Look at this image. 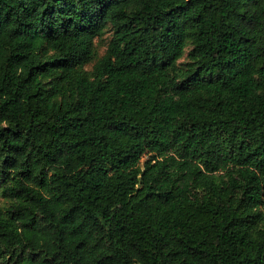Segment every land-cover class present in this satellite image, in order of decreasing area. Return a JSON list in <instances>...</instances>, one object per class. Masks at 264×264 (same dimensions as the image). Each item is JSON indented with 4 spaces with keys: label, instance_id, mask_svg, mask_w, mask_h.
Returning a JSON list of instances; mask_svg holds the SVG:
<instances>
[{
    "label": "trees",
    "instance_id": "1",
    "mask_svg": "<svg viewBox=\"0 0 264 264\" xmlns=\"http://www.w3.org/2000/svg\"><path fill=\"white\" fill-rule=\"evenodd\" d=\"M0 264H264V0H0Z\"/></svg>",
    "mask_w": 264,
    "mask_h": 264
},
{
    "label": "rangeland",
    "instance_id": "2",
    "mask_svg": "<svg viewBox=\"0 0 264 264\" xmlns=\"http://www.w3.org/2000/svg\"><path fill=\"white\" fill-rule=\"evenodd\" d=\"M111 32L107 31L102 38H97L96 43L98 46L99 55H102L106 49L105 41L109 38ZM192 48V45H189L185 51L183 58L180 60V64H185L189 61V52ZM92 65L87 66L88 69H91Z\"/></svg>",
    "mask_w": 264,
    "mask_h": 264
}]
</instances>
